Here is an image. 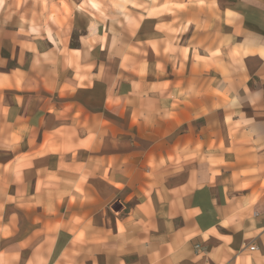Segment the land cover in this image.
<instances>
[{"label":"crops","instance_id":"obj_1","mask_svg":"<svg viewBox=\"0 0 264 264\" xmlns=\"http://www.w3.org/2000/svg\"><path fill=\"white\" fill-rule=\"evenodd\" d=\"M27 1L0 2V227L13 226L0 236V264H264V0H206L205 25L188 27L186 73L166 70L169 61L145 43L148 56L131 70L115 64L111 95L94 86L72 99L76 74L51 39L35 38L43 28L5 20L38 13L39 0ZM78 1L65 2L71 29L101 33L90 25L95 9ZM142 29L149 35L146 21ZM81 38L79 64L97 66ZM187 81L200 89L175 100ZM44 114L70 115L65 126L80 141L93 135L67 167L37 153ZM53 129L47 123L42 134ZM7 161L22 167L27 189L2 185ZM45 166L47 185L37 189Z\"/></svg>","mask_w":264,"mask_h":264},{"label":"rangeland","instance_id":"obj_2","mask_svg":"<svg viewBox=\"0 0 264 264\" xmlns=\"http://www.w3.org/2000/svg\"><path fill=\"white\" fill-rule=\"evenodd\" d=\"M65 2L66 0H58L59 7H54L53 5L47 7L46 0H39V11L38 13L32 12V17L27 18L26 15L28 16V14H25L23 11H21L20 16L14 14V12H11L12 14L9 12L5 16V20L8 25L26 26L28 24L33 27L38 26L40 29L41 27L43 28L45 34L41 32L36 33L34 35L35 38L42 39L47 36L51 39L54 43L55 51L62 55L64 64L68 65V69L76 74L74 77L71 75L72 81L70 85L77 88L67 89L71 99L79 91L81 95L87 94L89 89L93 91L94 86H98V90L101 89L111 95V85L107 80L111 77L115 64L120 63L123 70H131V63L142 56L147 57L149 51L152 52L151 47L154 48L157 55L161 54L169 61V65L171 66H165L166 70L185 72V70L189 69L192 62L191 51H189L190 47L188 45L190 41L188 27L192 24L191 21L196 20L199 26H204L205 11L210 10L212 7L206 0H79V7H91L95 9L97 12L96 20L91 21L90 25L96 26L101 32L97 33L91 30L89 34H85L83 31L71 29L74 25V17L72 10L68 8ZM70 4L74 8L78 7L76 3L71 1ZM228 4L226 3V5ZM14 5L19 9L23 6H28L29 3L27 0H16ZM9 6H12V2L9 3ZM219 8L223 9L226 7L219 5ZM1 20L3 22V19ZM143 21H146V31L149 35L143 32L140 33V31H143ZM50 28L58 31V34L51 33ZM158 34L160 42L157 41ZM79 36H82L81 41L85 46V56L88 59L95 60L98 64L97 66L92 67L89 64H79L80 52L75 50L80 47ZM204 38L205 35H202L196 40L201 41ZM145 43L149 46V51L141 46V44ZM157 43L161 44V48L156 49ZM223 51V49H217L211 54L224 56ZM226 52V55L229 57L236 55L235 52ZM194 57H200L198 56V52H194ZM45 59L47 62L50 61V58ZM200 59L206 60L205 57H200ZM177 61L180 64L176 66ZM183 61L184 63L182 64L181 62ZM156 66L157 69L163 70L161 64H157ZM136 71L137 68L135 69ZM94 73L96 75H93ZM40 74L44 76V73ZM182 84H185L183 88L175 90L177 94L175 100L178 97L188 100L191 92H195V89H200V85L191 81L180 82L175 87H180ZM113 100L109 95L107 96L108 104H113ZM40 116L43 117V121L35 137L38 142H41L37 153L39 157H48V162L52 167H55L58 161L59 168L67 167L69 157H72V160H76L78 150L87 147L89 140L93 139V135H89L86 140L80 141L73 128V124L71 127L65 126L69 121L70 115L44 114ZM73 116L75 118L86 117V115L78 113ZM62 122L64 123L62 124ZM47 123L53 125L54 129L43 135L42 129ZM235 131L236 128H233L232 132ZM6 149L5 151H9L8 149H12V147L6 146ZM49 168L51 167L45 166L38 169L37 189L46 187L45 180L47 179L46 174L49 172ZM77 171H80L79 168ZM27 184L24 174L22 175V167L19 164H15L14 161H7L2 185L6 189H27ZM35 222L37 223L36 220ZM18 227L24 230L30 228L25 222ZM10 229L13 230V226L7 224L1 226L0 236H7ZM250 245H253V243L246 244L247 247ZM0 260L2 262L1 257ZM35 262L42 264L45 262V259L37 257Z\"/></svg>","mask_w":264,"mask_h":264},{"label":"built area","instance_id":"obj_3","mask_svg":"<svg viewBox=\"0 0 264 264\" xmlns=\"http://www.w3.org/2000/svg\"><path fill=\"white\" fill-rule=\"evenodd\" d=\"M195 247L198 248V245H195ZM254 248H255L254 245H250V246H249V249H250V250H254Z\"/></svg>","mask_w":264,"mask_h":264}]
</instances>
